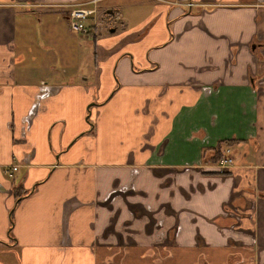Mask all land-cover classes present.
Here are the masks:
<instances>
[{
  "label": "crops",
  "instance_id": "1",
  "mask_svg": "<svg viewBox=\"0 0 264 264\" xmlns=\"http://www.w3.org/2000/svg\"><path fill=\"white\" fill-rule=\"evenodd\" d=\"M0 264H264V0H0Z\"/></svg>",
  "mask_w": 264,
  "mask_h": 264
},
{
  "label": "built area",
  "instance_id": "2",
  "mask_svg": "<svg viewBox=\"0 0 264 264\" xmlns=\"http://www.w3.org/2000/svg\"><path fill=\"white\" fill-rule=\"evenodd\" d=\"M192 4V2H187V5ZM88 9L83 7H72L69 9L67 13V23L70 29L75 30L77 32L86 33L89 30V27H87L83 23V19L88 13ZM21 129H24V125L21 126ZM231 163V156L227 152V149L225 152H222L221 156L218 158L217 166L224 167ZM18 163H10L3 167V171L5 172L7 177H12L14 171L18 167ZM236 216V215H235Z\"/></svg>",
  "mask_w": 264,
  "mask_h": 264
},
{
  "label": "trees",
  "instance_id": "3",
  "mask_svg": "<svg viewBox=\"0 0 264 264\" xmlns=\"http://www.w3.org/2000/svg\"><path fill=\"white\" fill-rule=\"evenodd\" d=\"M233 141V138L218 139L211 146H206L201 149V160L215 162L219 158L223 146L229 145ZM16 197L21 196L22 193H19V187L12 188Z\"/></svg>",
  "mask_w": 264,
  "mask_h": 264
},
{
  "label": "flooded vegetation",
  "instance_id": "4",
  "mask_svg": "<svg viewBox=\"0 0 264 264\" xmlns=\"http://www.w3.org/2000/svg\"><path fill=\"white\" fill-rule=\"evenodd\" d=\"M226 149H227V152L230 154V156H231V161H232V152H231V148H230L229 146H224L223 149H222V151H221V154H222V152H225ZM221 154H220V156H221ZM220 156H219V157H220ZM217 161H218V159H217ZM217 161L214 162V165H217ZM227 166H228V165H227ZM227 166L221 167V169H223V168H225V167H227Z\"/></svg>",
  "mask_w": 264,
  "mask_h": 264
},
{
  "label": "rangeland",
  "instance_id": "5",
  "mask_svg": "<svg viewBox=\"0 0 264 264\" xmlns=\"http://www.w3.org/2000/svg\"><path fill=\"white\" fill-rule=\"evenodd\" d=\"M68 24V23H67ZM69 27V26H68ZM70 29V28H69ZM72 30V29H71ZM75 31V30H74ZM232 151V150H231Z\"/></svg>",
  "mask_w": 264,
  "mask_h": 264
}]
</instances>
